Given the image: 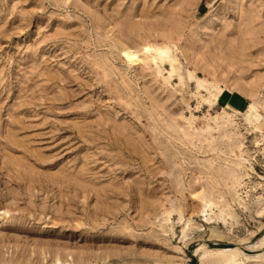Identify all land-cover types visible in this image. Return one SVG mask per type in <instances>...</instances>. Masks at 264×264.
<instances>
[{"label":"rangeland","instance_id":"374dc122","mask_svg":"<svg viewBox=\"0 0 264 264\" xmlns=\"http://www.w3.org/2000/svg\"><path fill=\"white\" fill-rule=\"evenodd\" d=\"M263 230L264 0H0V264H264Z\"/></svg>","mask_w":264,"mask_h":264},{"label":"bare ground","instance_id":"6f19581e","mask_svg":"<svg viewBox=\"0 0 264 264\" xmlns=\"http://www.w3.org/2000/svg\"><path fill=\"white\" fill-rule=\"evenodd\" d=\"M127 56L129 57V59H131L133 61L137 60V57H136L135 54L128 53ZM263 235L259 238L258 245H257V247H255L256 249L259 248L261 250L262 248H264V236ZM243 246H242V244H237V245H234V246H226V247L216 248V247H209L206 244H202L197 249L196 252L199 253L200 251H203L204 255H207V256H220V257H223V258L229 260V259H232L236 255H245L246 254L245 253V248H244L245 246L244 247ZM256 249L254 251H256Z\"/></svg>","mask_w":264,"mask_h":264},{"label":"water","instance_id":"95a60500","mask_svg":"<svg viewBox=\"0 0 264 264\" xmlns=\"http://www.w3.org/2000/svg\"><path fill=\"white\" fill-rule=\"evenodd\" d=\"M264 234V230L260 233V235L262 236ZM227 245H223V244H216V243H213L211 244V247H216V248H219V247H226ZM197 263V259L194 258V261L192 264H196Z\"/></svg>","mask_w":264,"mask_h":264}]
</instances>
